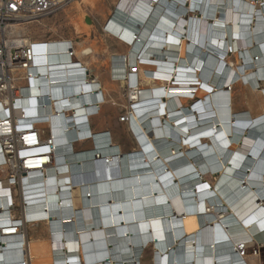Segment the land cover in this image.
Segmentation results:
<instances>
[{
    "label": "bare ground",
    "instance_id": "1",
    "mask_svg": "<svg viewBox=\"0 0 264 264\" xmlns=\"http://www.w3.org/2000/svg\"><path fill=\"white\" fill-rule=\"evenodd\" d=\"M99 6L104 0H76L64 9L80 42H38L27 25H10V35L33 46L40 70L15 115L34 116L41 97L48 123L40 128L54 143L22 152L32 164L26 227L41 224L47 233L33 262L142 264L151 248V264H254L246 251L257 255L264 244V111L256 114L264 110V0H115L103 33L122 54L91 38L87 10ZM60 41L74 43L76 60L60 56ZM107 58L105 85L93 79L71 92L76 71ZM120 86L138 146L131 151L109 131L90 130L89 119L101 118L94 101L115 102ZM239 87L251 93L242 96L243 111L234 109ZM83 142L92 147L77 151ZM90 175L101 176L90 182ZM7 191L0 189V229L21 219L8 210ZM3 234L0 264H28L27 233Z\"/></svg>",
    "mask_w": 264,
    "mask_h": 264
},
{
    "label": "built area",
    "instance_id": "2",
    "mask_svg": "<svg viewBox=\"0 0 264 264\" xmlns=\"http://www.w3.org/2000/svg\"><path fill=\"white\" fill-rule=\"evenodd\" d=\"M74 1L76 0H0V126L4 130L0 134V156L4 160L0 162V189L8 190L7 197L12 200L13 198L21 200V204L14 203L12 200L9 202L8 210L19 212L21 219L2 226L0 229L1 234L4 233L2 236L24 235L26 225L32 221L30 214L26 211V200L23 199L26 180L32 171V164L28 161L29 157L24 158L25 156L22 155L23 150L40 145L49 147L54 145L53 139H48L51 137L48 129L40 128L41 125L48 123L43 122L44 117L47 116L40 114V110H38L43 108L39 105L41 97H36L38 104L34 109L36 113L34 116L19 119L15 115V112L21 109L22 98H25L34 83L40 78V70L35 63L36 56L33 46L22 43L23 37L14 33L10 35V25L38 23L64 11ZM58 39L62 40L60 37ZM61 42L58 43L62 50L59 55L69 61L76 60L74 43L71 41ZM74 76V81L78 86L72 88L71 92H74L78 87L81 89V86L87 82V84H91L92 78L87 75V70L76 71ZM28 83L30 87H28ZM98 92L99 89L93 93L98 95ZM94 103V106L98 108L96 111L98 113L102 104L100 101H94ZM64 104H68V102H64ZM127 114L128 112H126V116ZM126 116L121 118L122 122H126ZM52 161L53 156L48 162L39 164L47 166ZM6 180L9 181V185L4 188ZM1 198H6V196ZM15 222L21 223L17 225Z\"/></svg>",
    "mask_w": 264,
    "mask_h": 264
},
{
    "label": "rangeland",
    "instance_id": "3",
    "mask_svg": "<svg viewBox=\"0 0 264 264\" xmlns=\"http://www.w3.org/2000/svg\"><path fill=\"white\" fill-rule=\"evenodd\" d=\"M114 2L115 0H104L105 7L99 6V9H88L87 14H89L92 18H94V22H95V29L92 32L91 38L94 41H97L98 43H104L108 47V50L111 54L114 53L122 54L125 53L126 49H124L119 44L116 38H113L112 36H107L103 33V26H104L103 24L105 23V20L109 15L110 11L113 10ZM27 26L29 28V32L27 36L38 42L57 41L59 40L58 39L59 37L62 39H73L76 42L81 41V39L75 35L72 26L69 25L68 16H66L64 11L56 15H53L49 18H46L39 23H33ZM103 65L104 64H101V66ZM243 86L245 88L247 84H244ZM261 87H264V85L262 84ZM248 91L249 90L243 89L241 87L234 89L233 102H234V109L236 111L237 110L243 111L249 108V105L242 98L244 94H247L249 96L251 95V93ZM113 92H115V96H116L115 102L111 101L110 107L107 108L105 112L103 111L102 116L99 120L94 122V127L96 131L103 129L105 119H107L108 121L110 115L112 123L108 131L112 133L114 142L120 144V146L124 151H131L138 147L135 140V136L132 135V133L130 132L129 128L127 127V123L121 121V118L126 116V112L130 111V107H129L130 100L128 96V90L126 87L120 86L118 87V90ZM262 95L264 98V90H262ZM198 98L200 97L190 100L189 104L194 103ZM256 102H257L256 104L259 103L258 99ZM263 111L264 110L258 108L256 109L257 112L256 114H259V112L262 113ZM13 201L14 203L16 202L19 204L20 200L18 201L15 198H13ZM26 233H27V245H28L26 260H28L29 264H48L49 261L47 259H43L40 262L34 263L31 258L32 255L31 251L34 249V247L36 245L42 244L41 237H45V236L47 237L45 226L41 224L36 226H28L26 227ZM246 252H247L246 258L250 263L264 264V244L261 246V248L258 249L257 255L253 249L247 250ZM151 259H152V249L150 248L148 250H145L142 264H151L150 263Z\"/></svg>",
    "mask_w": 264,
    "mask_h": 264
},
{
    "label": "crops",
    "instance_id": "4",
    "mask_svg": "<svg viewBox=\"0 0 264 264\" xmlns=\"http://www.w3.org/2000/svg\"><path fill=\"white\" fill-rule=\"evenodd\" d=\"M75 46H76V42H75ZM113 60H112V64H114L116 62V58H114ZM79 61L82 62L80 59H79ZM107 63H108L107 66H105L106 64H104L103 66H98L95 63H91L90 66L87 67V69H88L87 70V75H90L92 80L93 79H95V80L99 79V82L101 83L102 86L105 85L107 83V81L110 79V74H109V71H108V65H109V63H111V61H109L108 58H107ZM101 96H103V94H101ZM106 97H108V96H106ZM199 101H196L192 105V107H194L197 104V102H199ZM110 103L111 102L106 103V104H102V106L100 108V111H99V112H101V114H100L101 116H102L103 111L105 112L106 109L110 107ZM99 119H100V117L99 118H91V119H89V123L91 124V126H90L91 129L90 130H92L94 132H100V131H105V130L108 131V129L111 127V123H112L110 115H109L108 121H107V119H105L104 128L101 129V130L96 131L95 127H94V122L99 120ZM84 132H85V130H84ZM91 147H92V145H91L90 142H83V143H80V144L76 145V147H74V148H76L77 151H83V150H88ZM72 151H73V149H72ZM28 238H30V237H28Z\"/></svg>",
    "mask_w": 264,
    "mask_h": 264
},
{
    "label": "water",
    "instance_id": "5",
    "mask_svg": "<svg viewBox=\"0 0 264 264\" xmlns=\"http://www.w3.org/2000/svg\"><path fill=\"white\" fill-rule=\"evenodd\" d=\"M86 21L88 22V23H92V20L88 17V18H86ZM151 136V135H150ZM102 164V162H99V161H97L96 162V165H97V167H96V172L97 171H101V168L99 169V167H100V165ZM106 173H108V171H105ZM101 176V175H100ZM100 176H95V175H90V176H88V177H86V179L87 180H91L90 182H95V181H98V178L100 177ZM109 201H111V200H109Z\"/></svg>",
    "mask_w": 264,
    "mask_h": 264
},
{
    "label": "trees",
    "instance_id": "6",
    "mask_svg": "<svg viewBox=\"0 0 264 264\" xmlns=\"http://www.w3.org/2000/svg\"><path fill=\"white\" fill-rule=\"evenodd\" d=\"M225 67H226V65H225ZM141 259V258H140ZM141 262H143V257H142V259H141Z\"/></svg>",
    "mask_w": 264,
    "mask_h": 264
},
{
    "label": "snow or ice",
    "instance_id": "7",
    "mask_svg": "<svg viewBox=\"0 0 264 264\" xmlns=\"http://www.w3.org/2000/svg\"><path fill=\"white\" fill-rule=\"evenodd\" d=\"M42 151H47V149H42Z\"/></svg>",
    "mask_w": 264,
    "mask_h": 264
}]
</instances>
